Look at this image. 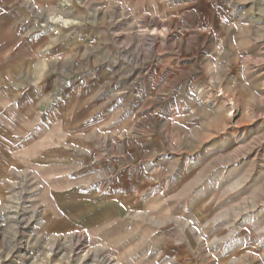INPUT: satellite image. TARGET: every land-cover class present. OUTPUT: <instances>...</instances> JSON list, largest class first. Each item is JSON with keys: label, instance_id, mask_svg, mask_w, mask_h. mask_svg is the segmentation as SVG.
Masks as SVG:
<instances>
[{"label": "rangeland", "instance_id": "rangeland-1", "mask_svg": "<svg viewBox=\"0 0 264 264\" xmlns=\"http://www.w3.org/2000/svg\"><path fill=\"white\" fill-rule=\"evenodd\" d=\"M15 3L27 10L0 13V55L78 56L54 74L93 97L103 159L63 181L32 166L4 189L0 264H169L182 246L198 264H264V0ZM120 185L131 209L88 230L53 203Z\"/></svg>", "mask_w": 264, "mask_h": 264}, {"label": "crops", "instance_id": "crops-1", "mask_svg": "<svg viewBox=\"0 0 264 264\" xmlns=\"http://www.w3.org/2000/svg\"><path fill=\"white\" fill-rule=\"evenodd\" d=\"M15 2L0 0V13H24L27 10L24 4ZM12 54L0 55V60L6 61L0 64V197L6 187L25 177L32 166H56L62 175L61 181L63 176L73 180L71 174L76 170H90L95 174L103 158L102 137L97 132L101 123L88 114L95 104L89 102L93 97H87L86 88L79 87L82 81L74 80V76L71 81L64 82L62 77L54 74L61 66L57 63L60 57H70V61L77 62L78 56ZM91 61L89 67L94 68L98 59L90 56ZM78 66V63H71L70 69L63 70L73 75ZM100 80L93 77L85 84L90 86V91L100 90ZM121 186L119 190L116 187L106 192L99 188L85 192L78 188L69 192L56 190L53 203L63 214L62 219L65 218L74 230H88L100 223L120 221L131 209L132 204L126 206L124 203L126 195ZM93 191L113 194L114 198L100 204L80 199ZM84 206H88L85 211ZM167 262L198 264L184 246L173 251ZM154 264L159 261L154 260Z\"/></svg>", "mask_w": 264, "mask_h": 264}]
</instances>
